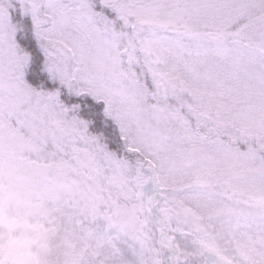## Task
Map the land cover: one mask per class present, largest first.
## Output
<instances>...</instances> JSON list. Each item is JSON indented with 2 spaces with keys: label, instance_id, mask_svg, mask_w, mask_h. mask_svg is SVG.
I'll return each instance as SVG.
<instances>
[{
  "label": "snow or ice",
  "instance_id": "6c2138e0",
  "mask_svg": "<svg viewBox=\"0 0 264 264\" xmlns=\"http://www.w3.org/2000/svg\"><path fill=\"white\" fill-rule=\"evenodd\" d=\"M0 264H264V0H0Z\"/></svg>",
  "mask_w": 264,
  "mask_h": 264
}]
</instances>
